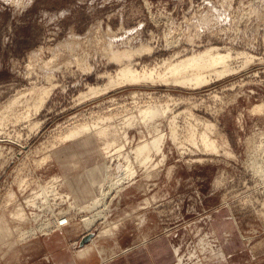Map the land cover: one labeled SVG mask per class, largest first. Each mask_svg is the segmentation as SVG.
Returning <instances> with one entry per match:
<instances>
[{
  "label": "rangeland",
  "instance_id": "rangeland-1",
  "mask_svg": "<svg viewBox=\"0 0 264 264\" xmlns=\"http://www.w3.org/2000/svg\"><path fill=\"white\" fill-rule=\"evenodd\" d=\"M143 44L154 47L152 52L136 53L124 61L114 59L116 52ZM211 45L246 50L256 58L247 64L243 58L235 59V73L219 79L213 76L197 89L125 82L80 96L92 86L105 87L129 59L139 69L159 67L166 59ZM35 84L52 88L42 109L32 108L30 120L21 121L14 113L22 111L19 106L0 125V144L5 145L6 154L0 162V264H79L75 252L87 247L111 222L119 223L115 236L98 239L109 252L153 240L169 230L165 234L172 235L164 237L183 246L182 254L187 256L199 250L200 237L207 229L217 228L227 253L212 254L200 264H264V116L249 110L264 102V0H0V111L12 97ZM152 101L173 102L170 116L181 110L177 116L183 126L181 134L188 118L183 108L214 122L234 156L226 155L224 149L217 153L183 151L168 136L166 159L157 156L152 168L139 166L127 189L107 198L109 208L102 205L79 211L70 208L68 197L56 196V201L51 200L54 209L43 210L49 216L56 212L69 217L65 228L50 235L37 231L21 236L19 232L39 227L40 221H18L10 216L5 204L13 191L14 203H23L30 213L42 207L24 201L54 175L66 181L62 187L60 183V191L71 194V201L78 204H89L99 193L98 185L91 183L90 170L109 159L103 154L104 141L92 132L57 147H52L57 141L53 139L65 135L76 122L93 123L105 115L118 118L104 122L122 125L125 116ZM242 114L247 116L241 122ZM168 119L160 120L164 132H170ZM34 122L40 125L34 127ZM127 128L130 147L150 137L144 126ZM48 149L52 155L43 164L40 160ZM149 169L151 176H147ZM99 208L105 215L97 216L88 228L87 219ZM66 209L67 215L63 213ZM230 222L235 224L232 231L228 230ZM17 225L23 229L16 232ZM89 234L90 240L82 244ZM218 256L223 260L215 261ZM89 259L91 264L102 262L97 251Z\"/></svg>",
  "mask_w": 264,
  "mask_h": 264
},
{
  "label": "bare ground",
  "instance_id": "bare-ground-1",
  "mask_svg": "<svg viewBox=\"0 0 264 264\" xmlns=\"http://www.w3.org/2000/svg\"><path fill=\"white\" fill-rule=\"evenodd\" d=\"M153 48L154 47H151L150 45H144L143 44V45H140L139 48L134 49V50L130 49V50H124V51L116 52L114 55L116 57H114V59L116 58L115 60L119 59V60L124 61L125 58L133 57V55L136 53H143V52L151 53ZM238 58H243L244 63L247 64L251 60H254V58H256V56L254 54L250 53L249 51L235 49L231 46H226V47L222 46L221 47V46H217V45H211V46H207L203 49L194 50V51L187 53L185 55H181V56L177 55V57H175L173 59H166V60H164L163 64L159 67L143 66L141 69H139V68L135 67L136 63H134L135 66H133V64L130 62L131 60L129 59L130 61L128 60L127 62L123 63L122 67L119 68L120 70L117 71L116 75H111V76L109 75L110 80L108 81L109 83L106 84L105 87L92 86L89 88V90L87 92H85L83 94L81 93L82 95H80V96L84 97V96L91 94V93H97L101 90L111 88L114 85L116 86L117 84L119 85V84H122L125 82L126 83L127 82H132V83H139V82L159 83L160 82V83H167L169 85H181V86H184L186 88L190 87L192 89H197V88L201 87L202 85H206L207 83H210V81L213 80V76H215L216 78L219 79L221 77L229 76L232 73H235L233 61L235 59H238ZM48 61H51V60H47L46 63H48ZM41 66L39 65V67H41ZM45 66H47L46 68L49 67V65H47V64ZM28 68H30V67H28ZM42 69L43 68H41V70ZM44 73H46V72L44 71ZM51 76H52V74H51ZM48 78H49V76H48ZM51 80H53V79L51 78ZM51 80H48V81L51 82ZM35 81L38 82V80H35ZM53 84H54V86L56 85V83H53ZM51 87H53V86H51ZM23 88H25V87H23ZM51 89L52 88L46 87L44 85L39 86L38 84H35V85L27 88V90H25L23 92H19L16 96L12 97L8 101V103L4 105V107H3L4 109H2V111H0V125H3L5 121H8V120H6L8 118L7 113L14 112V109L19 107V106H22V108H21L22 111L14 112V113H17L16 114L17 116H15V115H12V116L17 117L18 120H21V121L24 119L26 120L28 118L30 120V116L32 114L31 109L35 108L36 112L38 110H41L43 105L45 104L46 100L49 98L50 94L52 93ZM169 97H171V95ZM171 99H174V98H171ZM178 100H180V99H178ZM180 102H181V100H180ZM170 103L172 104L173 102L166 101V103L165 102L159 103V102H153L152 101V102H148L145 105L143 103H142L143 105L140 103L142 106L139 105L140 106L139 109L137 108L138 112L137 113L132 112V113L128 114L127 116H125L123 118V122H122L123 124L122 125H119V122H118V124L114 123L115 125H113L112 123L104 122V121H109L112 119L116 120L118 117L116 116L117 118H114V115L113 116L109 115L107 117L105 115V117H102L99 120L96 119V121H92L93 123H87L86 122V123L77 124V122H76L75 123L76 125H74L72 128H70L65 133V135H62V136L60 135L59 138L53 139V141L57 140V141H55V143H53L52 141H48L50 143L52 142L53 143V144L51 143L52 147H54L55 145L58 146L59 143H62L63 141H66V140L71 139L73 137H77V136L82 135L84 133L87 134V132L88 133L89 132L94 133L95 136L96 135L99 136V139L101 138L104 141V143L102 145L103 146L102 149L104 152L103 154H105V156H107L109 159L107 161H102L101 163L96 164L95 167L93 168V170H90V176L92 179L91 183L92 184L96 183L98 185V192L99 193L93 198V200L89 204H86V205L78 204L75 202V200L71 201V198H72L71 194L66 193L67 194L66 195L60 191V189H59L60 183H61V187H62L63 186L62 183L65 180L61 181L62 176L60 174H59L60 176L54 175L51 180L47 179L48 181L46 182L47 184L45 183L46 185L44 183H40L39 187L37 189H35V191L34 190L31 191V192L34 191V193L33 194L31 193L32 195L30 194V197H27V199L24 201V203L26 202L27 205H29V206L42 207L41 211H35V208H33L34 211L32 212V210H31V213H30V212H28L26 207L23 205V203H19V202L14 203V200H15L14 197L16 195H15V192L13 191L12 193H10L11 198H9V196H8L9 201L6 204L4 203L5 204V210H8V213L10 214V216H12V218H14V219H18V221H23L25 219H26V222L30 221L32 223H33V221H36V222L40 221L39 227H34V226L32 227L31 226L29 228V230L24 229L21 232H19L20 235L26 237V234L27 233L29 234V232H32V233L34 232L35 234H39V233H37V231H40L41 233H43L45 235H50V234L62 231L65 228L64 226L66 224H62L61 222H62V220H64L65 222L68 223L70 221L69 217L65 216L64 214L57 215L56 212L54 214H52L53 216L52 215L49 216L47 214L49 212V210L52 209L51 208V206L53 204L52 201H56L55 200L56 196H59V197L63 196V198H64V196L68 197L70 199V208H72V207L78 208L79 211L80 210H93L96 207L102 206V205L105 206L104 208H106V207L109 208L110 205L107 204V198L112 196L114 192H116V194H118V193H121L122 191H124L125 189H127V187L132 183V180L137 176L139 166H145V168H149V167L152 168L153 166H156V165H154L153 161H154V159H156L157 156H162V158H160L162 161L166 159L167 153L165 150V146H166V140H167L168 136L171 138V140L174 143H176V146L181 148L183 151H185L186 149H189L190 151H194L195 149H197L198 152L200 150V151L205 152V153L206 152L217 153V152H220L221 149H224L225 150L224 153H226V155L234 156L232 150L230 149V144H229L228 140L223 136V132H220L217 129V125L214 122L210 121L209 119L207 120L206 118H202V117L198 116L192 109L187 108L188 106L186 107L187 109H185V108H183L184 110L182 109L183 110L182 113H186L188 118H187V125L185 124L186 128L184 127L185 130H183L185 133L181 134L179 129L183 128V126H182L183 124H181L182 127H180L179 122L177 120V116H179L178 114L181 110L179 109L180 111L178 113H176L177 115L174 114V115L170 116V113L174 110V109H172L173 107H171ZM177 103H178V101H177ZM136 107H138V106H136ZM194 107H195V105H194ZM249 110L251 112L260 113L262 116H264V114H263L264 113V102L254 104L253 106L250 107ZM122 113H124V112H122ZM110 114H113V113L110 112ZM246 116H247L246 114H242V116L239 118L240 121L242 122V120L244 118H246ZM164 117L169 118L168 120H169V125H170V132H164L160 128V124L162 121L161 119ZM101 121H103V122H101ZM183 121H185V120L183 119ZM39 123L40 122H36L33 126L34 127L39 126L40 125ZM131 126H133V127L134 126L146 127L148 130L147 132H149V134H150V137L149 138L148 137H144V138L142 137L136 145H134L132 147L128 146V143H130L131 140L129 137V131H128L127 127H131ZM0 127H2V126H0ZM6 128L8 129L7 125H6ZM163 128H164V126H163ZM2 130H3V128H2ZM2 130H0V134L2 133L1 132ZM6 132H5V134H6ZM121 132H122V136L120 135ZM7 133H10V132L8 131ZM17 136L19 138L18 134H17ZM122 138H124L125 140H122ZM13 139H15V138H13ZM1 140H3V139H1ZM8 140H10V139H8ZM16 140H18V139H16ZM260 145L262 146L263 144H260ZM57 146H55V147H57ZM46 147L48 148L49 146L47 145ZM4 148H5V145L3 146L0 144V162L2 161L4 155H6ZM42 148H38L39 151ZM50 149L46 150L45 155L43 157H41L40 161H42L43 164H44V161L45 160L47 161V159L52 155V153L50 152ZM38 154H39V152H38ZM5 162H4V164H5ZM35 162H37V161H35ZM201 162H202V160H201ZM115 163L117 164L116 169L114 167V165H116ZM4 164H3V167H4ZM114 169L116 170V172L114 171ZM151 175H152V170L149 169V171L147 172V176H151ZM24 181H25V179H24ZM20 182H22V181H20ZM51 182H52V184H51ZM26 187H27V185H26ZM26 187H24V189ZM68 198H66V200ZM4 199H5V197H4ZM23 199H25V197ZM69 199L67 201H69ZM111 203H112V201H111ZM58 205H60V204H58ZM0 206H2V205H0ZM46 207H47L48 212L45 213L43 208H46ZM63 207H65V206H63ZM99 209L96 210V212L91 217H89V219H87L85 224L87 225L88 228L91 226V224H93L95 222V220H97V218H96L97 216L105 215V214H103L104 209L103 210H101V209L99 210ZM59 210H65V208L59 209ZM63 213H65L67 215V213H68L67 209ZM44 216L46 219L44 218ZM62 216H64L63 219H61ZM85 219H86V217H85ZM230 224L231 225H228V227H231V228L228 230L232 231L233 226H235V224H234V222H232V223L230 222ZM118 226H119V223L111 222L109 226H107L102 231H100V233H98L91 240V242L89 243L90 245L88 244L87 247L81 248V250H78L77 253L75 252V257L78 258L79 264H91L92 261H90L89 257L91 255V253H93V252L95 253V251H97L98 254L101 256L102 262L99 264H107L108 262L112 261L114 258L120 256L122 253H130L131 254V253H134L135 251H140L142 249H145V250H143V252H145L146 249H148L147 247L151 244V243H149L150 242L149 239H145L143 242L136 244V245H133L131 247H128L126 249L119 250L120 247H118L119 249L115 253H114V250H111V252H109V250H107L103 246H100L98 239L102 238V237L105 238V237L115 236V230L118 228ZM15 227H16L15 228L16 232H18L22 228L21 225H17ZM206 227L209 228L208 225ZM1 228H2L1 230H5L4 227H1ZM216 229L217 228H215V230L207 229V232L202 234L200 237V241H199L200 248H199V250L197 248H195L194 250L190 251L189 255L187 253V256H185V254H182L183 250H181V249H183V246H181V245L177 246L176 244H172V249L171 248L170 249H171V251L173 250L175 257H177L176 261L173 262L172 264H197L199 262L202 263L203 261H206L207 259H205V258H207V257H209L212 254H215L217 252H223L226 254L227 252L224 250V247L222 246L221 241H220V234H219L218 230H216ZM197 230H198L197 232L200 233L201 228H199ZM168 231L164 232L160 236L159 235L156 236L154 239L156 241H159L157 243L156 247L163 244V246L165 247V248H163V250H165V251L169 250V248L164 244L168 240V238L167 237L165 238L164 236L168 235V237H170L173 233V232L172 233L170 232L169 234H165V233H168ZM32 233H31V235H32ZM226 233H227V231H226ZM28 234H27V236H28ZM20 235L18 237H20ZM223 240L226 241L227 238L224 237ZM219 242H220V245H219ZM106 243H107V241H106ZM137 248H139V249L136 250ZM197 252H198V254H197ZM183 253H186V252H183ZM195 258H197L198 260L194 261ZM217 260L222 261L223 259L218 256V258H216L215 261H217ZM161 263L162 262H160V264Z\"/></svg>",
  "mask_w": 264,
  "mask_h": 264
},
{
  "label": "crops",
  "instance_id": "crops-1",
  "mask_svg": "<svg viewBox=\"0 0 264 264\" xmlns=\"http://www.w3.org/2000/svg\"><path fill=\"white\" fill-rule=\"evenodd\" d=\"M159 241L150 240L151 243L143 252L142 249L140 251H135L134 253H122L120 256L114 258L112 261L107 264H170L175 260V255L172 249L173 242L167 240L164 244L169 248V250H163L165 248L163 244L156 247ZM171 248V249H170ZM137 248L136 250H138ZM148 250V251H147ZM174 259V260H173ZM173 260V261H172ZM131 261V262H130Z\"/></svg>",
  "mask_w": 264,
  "mask_h": 264
},
{
  "label": "water",
  "instance_id": "water-1",
  "mask_svg": "<svg viewBox=\"0 0 264 264\" xmlns=\"http://www.w3.org/2000/svg\"><path fill=\"white\" fill-rule=\"evenodd\" d=\"M91 238V234L87 235L84 237V239L82 240V244L86 243L87 241H89Z\"/></svg>",
  "mask_w": 264,
  "mask_h": 264
},
{
  "label": "built area",
  "instance_id": "built-area-1",
  "mask_svg": "<svg viewBox=\"0 0 264 264\" xmlns=\"http://www.w3.org/2000/svg\"><path fill=\"white\" fill-rule=\"evenodd\" d=\"M62 224H67V222H65L64 220H62V222H61Z\"/></svg>",
  "mask_w": 264,
  "mask_h": 264
}]
</instances>
